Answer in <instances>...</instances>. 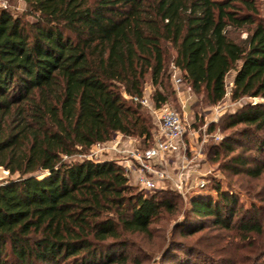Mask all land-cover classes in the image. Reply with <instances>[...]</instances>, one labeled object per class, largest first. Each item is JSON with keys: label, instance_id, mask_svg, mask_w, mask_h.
Masks as SVG:
<instances>
[{"label": "trees", "instance_id": "1", "mask_svg": "<svg viewBox=\"0 0 264 264\" xmlns=\"http://www.w3.org/2000/svg\"><path fill=\"white\" fill-rule=\"evenodd\" d=\"M22 1L34 22L0 10V168L9 174L0 264H144L130 258V247L145 252L131 236L172 264H264V188L240 186L258 202L251 208L220 184L217 200H192L181 234L198 236L189 245L154 235L180 212L179 196H145L123 165L76 158L118 135L150 148L153 116L124 95L151 86L160 109L178 96L172 66L207 107L226 101L234 72L229 97L242 105L220 120L229 134L216 162L228 177L261 181L264 103L252 102L264 100L260 0Z\"/></svg>", "mask_w": 264, "mask_h": 264}, {"label": "rangeland", "instance_id": "2", "mask_svg": "<svg viewBox=\"0 0 264 264\" xmlns=\"http://www.w3.org/2000/svg\"><path fill=\"white\" fill-rule=\"evenodd\" d=\"M10 2V12L14 17H23L25 20L34 22V17H31L27 14L28 9L27 5L22 0H9ZM261 3V12L264 17V0H260ZM148 91L145 90V93L148 96H151L153 93V88L151 86H147ZM181 99L177 96V98L173 97L168 103L177 111L182 113L189 124L188 134L184 137V145L186 150L182 151V155L187 158V170L185 172L191 173L187 189L183 193H179L175 189V185H173L172 181H167L165 183L164 190H158L153 192H144L145 196H151L156 192H172L173 194L180 197V212L177 215L172 217H167L164 220H161L160 223L154 226L155 232L154 235L165 236L166 240L173 237L176 242H182L189 245H192L195 240H197L198 236L193 238H184L181 234L185 232V229H182V222L185 220V213L188 212L191 208L190 203L192 200L201 199V198H211L213 200H217L218 193L213 191L217 184H220L222 187V191L234 195L239 198L241 207L251 208L252 204L256 201L252 200L248 197L246 192H244L240 186L247 187L249 184H253L257 187V191L263 190L264 188V177L261 181H251L248 178H233L228 177L219 169V163L216 162V156L214 151L217 147L220 146L222 141L214 138L216 135H222L223 139L227 136L228 133H223L220 129V120L223 116L229 113H235L240 108L241 105L239 103H232L230 97L226 98L225 108L222 110L219 116L215 115V107H207L203 104V97L196 96L191 91L190 88L185 85L181 88ZM182 98L186 101V108L183 109L181 105ZM251 102L250 100L243 101V105ZM149 111V110H148ZM199 114L198 117H195V114ZM153 116V115H152ZM154 123L157 126L158 119L156 116H153ZM218 120L217 123L214 121ZM216 126L212 127V126ZM155 126V128H156ZM155 131V130H154ZM219 131V133H218ZM205 136L207 139H205ZM134 140V139H132ZM126 144V141L123 145ZM135 149L143 150L145 146L141 143V141L134 140L132 143ZM127 146L124 145V147ZM103 161H113L115 163H119L121 158H115L110 155H104L102 157ZM169 173L172 178H176L178 173H183L184 171L180 170V159L173 157L170 159ZM195 171V172H193ZM9 179L8 172L4 171V169L0 168V181ZM201 180H205L207 186L204 190L199 191L198 185ZM137 193H141L139 189H136ZM142 194V193H141ZM258 204V202H256ZM182 204V206H181ZM162 226L166 227V231H162ZM174 232V233H172ZM172 234V235H171ZM131 240L138 243L137 245L144 248L145 252L140 253L136 247H130L128 249V253L131 259L137 258H145L144 264H172L168 261H163L161 259L162 254L152 255L149 251V241L143 236H131ZM133 242V243H134ZM225 243H222L221 246H224ZM165 247V245H164ZM145 254L151 256V259H146ZM204 263L208 264L206 259H202ZM133 264V263H128Z\"/></svg>", "mask_w": 264, "mask_h": 264}, {"label": "built area", "instance_id": "3", "mask_svg": "<svg viewBox=\"0 0 264 264\" xmlns=\"http://www.w3.org/2000/svg\"><path fill=\"white\" fill-rule=\"evenodd\" d=\"M9 0H0V10L10 11ZM171 80L178 95H181V88L184 87L181 71L172 66ZM231 86L228 87L227 98L230 96ZM125 99L141 105L149 112L156 116L158 123L156 130L153 132V145L146 150H138L128 144L124 147L123 143L129 138L116 136L109 143H96L85 154H78V160L91 161L94 163L103 162L104 155H110L115 158H121L119 164L123 165L126 170V177L129 183L144 194V192H153L165 189V183L172 181L175 189L179 193H183L187 189L188 181L191 173L187 170V158L182 155V151L186 150L184 145V137L188 134L189 124L186 117L175 110L169 103L163 105L160 109H156L150 96L146 93L142 97H129L124 95ZM253 104L264 103V100L254 99ZM186 101H181L183 109L186 108ZM226 103H220L215 107V115L219 116L225 108ZM218 120L214 122L217 123ZM219 133V131H218ZM220 134V133H219ZM219 141L223 140V136L216 135ZM205 139L207 137L205 136ZM134 143V141H133ZM176 157L180 159V170L176 178H172L169 173L170 159ZM195 172V171H193ZM207 183L201 180L198 190L202 191L206 188Z\"/></svg>", "mask_w": 264, "mask_h": 264}, {"label": "crops", "instance_id": "4", "mask_svg": "<svg viewBox=\"0 0 264 264\" xmlns=\"http://www.w3.org/2000/svg\"><path fill=\"white\" fill-rule=\"evenodd\" d=\"M234 77H235V73L234 72H232L229 76H228V87L229 86H231V89H232V87H233V81H234ZM146 91H148V88L146 89ZM178 97H180V99H181V96L180 95H178ZM184 99L182 98V101H183ZM119 137H121L122 135H118ZM133 141L134 140H132V139H130V142L129 141H127L126 140V144L128 145V144H132L133 143ZM126 144H124V145H126Z\"/></svg>", "mask_w": 264, "mask_h": 264}]
</instances>
